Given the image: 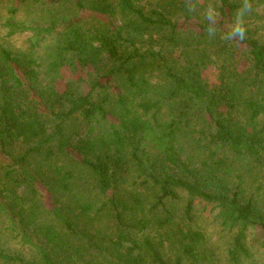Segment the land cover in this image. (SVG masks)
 <instances>
[{"label":"trees","instance_id":"obj_1","mask_svg":"<svg viewBox=\"0 0 264 264\" xmlns=\"http://www.w3.org/2000/svg\"><path fill=\"white\" fill-rule=\"evenodd\" d=\"M214 1L213 13H203L199 0H0L9 16L6 34L33 37L21 51L0 47V153L19 165L41 151L46 159L56 153L72 159L69 165L89 173L104 199L101 211L112 208L118 224L133 205L140 211L138 189L150 190L152 207L166 211L168 217L153 221L158 228L170 224L166 202L184 193L187 219L195 204L211 206L223 229L236 230L228 259L249 257L248 237L264 238V193L242 187L250 170L264 173V44L250 37L228 39L237 7ZM32 7L49 16L44 26L15 21ZM181 29L207 48L196 49L193 57L180 51L181 61L173 52ZM47 37L51 44L44 46ZM239 46L247 56L242 70L235 57ZM211 67L212 82L202 77ZM67 71L79 76L65 80ZM73 119L76 127L85 126L84 136L65 135ZM15 144L27 148L19 158L12 153ZM61 168L55 166L59 174ZM46 201L62 228L74 233L47 193ZM83 203L81 215L92 210L91 202ZM137 223L147 226L143 219ZM35 232L46 249L27 240L41 264H57L53 254L69 245L52 226ZM181 239L183 254L196 259L200 252L193 242L203 235L188 231ZM128 242L120 260L145 264L148 257L151 264H172L149 239ZM120 244L122 238L114 249ZM259 244L264 250V240ZM0 262L36 264L2 251ZM173 264H181L180 258Z\"/></svg>","mask_w":264,"mask_h":264},{"label":"rangeland","instance_id":"obj_2","mask_svg":"<svg viewBox=\"0 0 264 264\" xmlns=\"http://www.w3.org/2000/svg\"><path fill=\"white\" fill-rule=\"evenodd\" d=\"M229 1L237 7L228 26L229 31L240 22L245 29V38L250 37L264 44V0ZM138 2L148 4L153 3L154 0H138ZM199 2L205 7L203 13H213L218 7L214 0H199ZM5 11V8L0 7V47L21 51L28 47V38L33 40L32 34L27 32L8 36L6 34L8 29L4 27V23L9 16ZM48 17L32 7L21 11L15 21L26 26H44ZM187 30L181 29V33L184 34L180 35L177 49H173L174 55L181 61L183 60L180 51L193 57L198 53L196 49L207 48L206 45L191 41L186 33ZM50 44V38H45L44 46ZM216 49L220 48L216 46ZM242 50L241 46L237 51L235 50V57L240 59L238 70L246 66L247 56ZM42 54V48H38L37 55L42 57ZM211 57H215L214 54H211ZM214 74L216 69L211 67V71H204L202 77L212 82ZM76 75L67 71L63 78L75 80ZM82 76L84 80L87 79L86 75ZM60 84L62 86L59 87L64 88V82ZM74 120L69 122L64 130L65 135L73 133L72 138L75 134L82 135L86 132L85 126L76 127L78 122ZM15 146L18 147L12 153L14 152L15 158H19L27 148L22 144ZM41 152V155L30 156L22 165L16 164L12 158L0 153V251L3 253L21 257L28 263L41 264L38 254L29 243L44 247L45 240H40L35 230L47 225L54 227L62 236L64 243L69 245L66 251L57 250V254H53L57 264H128L124 258L119 259L131 245L128 239L143 244L146 238L154 243L162 257L172 264L177 258H180L181 264H264V250L259 244V241L264 240L261 235L252 238L253 242L248 237L246 247L249 257H239L237 262L230 261L227 251L232 245L236 230L223 229L217 218V210L213 211L211 206L203 204H195L191 212V220L187 219L184 214L186 200L184 193L177 192V199L166 202V209L171 215L170 224L158 228L153 221L168 217L166 211L152 207L155 199L150 190L138 189V193L142 194L140 211L133 210V205V209L128 208L122 213V223L118 224L112 208L105 207L101 211L104 199L98 194L89 173L70 166V162L73 163L72 159L69 158L70 161L61 154L56 153L50 159H46L44 151ZM55 166L63 167L60 174L55 170ZM37 169H40L39 172H35ZM66 171L70 174H66ZM68 175L70 178H67ZM29 176L35 180H30ZM242 187L246 193H258L262 196L264 192L260 188L264 189V173L250 170ZM46 193L49 194L51 202L56 204L62 217L69 219L73 224L74 233L71 234L62 228L51 214ZM87 201L91 202L92 210L81 215V206ZM138 219L146 221L147 226L141 228L137 223ZM188 231H197L203 235L201 242H193L197 248L196 252H200L196 259L183 254L181 235H185ZM118 238H122V244L114 249L113 242ZM47 250L50 251V246ZM138 253L139 251L134 248L133 257ZM0 264L4 263L0 262ZM145 264H151L148 257H145Z\"/></svg>","mask_w":264,"mask_h":264},{"label":"clouds","instance_id":"obj_3","mask_svg":"<svg viewBox=\"0 0 264 264\" xmlns=\"http://www.w3.org/2000/svg\"><path fill=\"white\" fill-rule=\"evenodd\" d=\"M208 19L211 20L212 17L209 16ZM208 31H209V34L212 35V34H214L215 30L213 28H209ZM227 38L228 39L243 40L245 38V29H244L242 23L237 22V24L233 27L231 32L228 33Z\"/></svg>","mask_w":264,"mask_h":264}]
</instances>
